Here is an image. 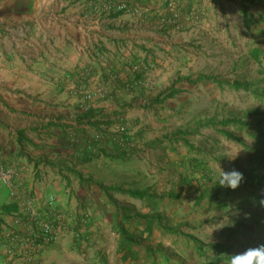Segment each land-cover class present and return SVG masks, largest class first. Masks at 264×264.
I'll list each match as a JSON object with an SVG mask.
<instances>
[{
  "label": "crops",
  "instance_id": "crops-1",
  "mask_svg": "<svg viewBox=\"0 0 264 264\" xmlns=\"http://www.w3.org/2000/svg\"><path fill=\"white\" fill-rule=\"evenodd\" d=\"M161 1L142 0L133 20L92 16L87 2L0 0V159L21 173L38 208L48 197L56 198L67 227L30 264H229L230 256L264 245V127L249 125L245 138L229 139L217 156L179 154L172 144L136 159L128 152L113 158L115 145L107 137L117 125L134 123L127 113L115 117L116 105L123 106L120 97L131 99L124 88L131 79L129 67L137 63L120 47L139 43L131 33L147 27L140 18ZM212 1L192 0L191 8ZM233 1L264 34V0ZM16 30H26L31 39L7 43V32ZM88 47L96 48L95 57L82 55ZM112 50L124 57L99 55ZM101 91L104 99L93 106L95 118L83 119V94ZM100 128L105 141L97 144ZM99 164L124 169L126 179L109 189L147 197L95 189L92 178H98ZM221 169L243 174L236 190L218 184ZM22 211L9 189L0 187V234L15 227L13 216ZM123 229L139 248L121 249ZM0 264L22 263L0 244Z\"/></svg>",
  "mask_w": 264,
  "mask_h": 264
},
{
  "label": "rangeland",
  "instance_id": "rangeland-1",
  "mask_svg": "<svg viewBox=\"0 0 264 264\" xmlns=\"http://www.w3.org/2000/svg\"><path fill=\"white\" fill-rule=\"evenodd\" d=\"M82 2L86 1L68 0L69 5H82ZM210 3L192 10L190 2L182 9L173 10L167 0H162L159 8L146 10L144 14L148 15L140 18L144 21L142 26L147 27L131 33L139 37L135 41L139 43L120 47L125 58L137 63L129 67L131 79L124 88L129 89L131 99L127 100L126 96L124 101L120 97L123 106L116 105L115 117L127 113L134 117V123L117 125L116 120L117 127L107 139L111 142L113 138L125 139L127 145L115 146L126 149L129 157L161 151L162 145L172 144L179 154L198 156L202 151L217 156L224 143L229 145V139L245 138L244 131L249 125L264 127V34L256 32L251 18L250 26L245 25L235 1ZM86 7L94 16L88 0ZM7 35V43L11 44L17 39H31L26 30L8 31ZM113 35L114 38L118 34ZM73 51L79 55L81 49L76 47ZM257 51L259 54L255 56ZM104 54L121 56L113 50L99 55ZM82 55L95 57L96 48L88 47ZM235 82L243 88H231ZM94 93L85 92L82 96L87 111L104 99L91 102L86 99ZM137 127L141 130L138 135L134 132ZM138 167L137 163L133 170ZM95 171L98 178L93 177L92 184L94 188L101 186L103 191L126 179L123 168L109 169L99 164ZM161 178L166 180L165 176ZM145 179L144 176L140 181L144 183Z\"/></svg>",
  "mask_w": 264,
  "mask_h": 264
},
{
  "label": "built area",
  "instance_id": "built-area-1",
  "mask_svg": "<svg viewBox=\"0 0 264 264\" xmlns=\"http://www.w3.org/2000/svg\"><path fill=\"white\" fill-rule=\"evenodd\" d=\"M83 1V0H82ZM87 2V0H84ZM142 0H88L96 16L116 14L138 17L140 9L137 4ZM170 9H182L192 0H167ZM104 96L99 93L89 94L86 99L91 101ZM105 140L103 133H96L94 142L100 144ZM114 145L125 146V139L112 140ZM125 142V144H124ZM0 187L9 189L11 199L22 205L23 211L15 213L12 229H6L0 234V244L11 257L20 260L22 264H30L35 253L43 251L57 238L58 233L66 232L67 227L62 222L58 212L57 200L51 196L39 207L36 198L28 195L21 173L6 166L0 159Z\"/></svg>",
  "mask_w": 264,
  "mask_h": 264
},
{
  "label": "clouds",
  "instance_id": "clouds-1",
  "mask_svg": "<svg viewBox=\"0 0 264 264\" xmlns=\"http://www.w3.org/2000/svg\"><path fill=\"white\" fill-rule=\"evenodd\" d=\"M243 180L244 176L239 171L233 169L232 171L226 172L221 169L218 184L221 187L236 190ZM262 203H264V201H262ZM229 258V264H264V245L248 248L246 251L234 254Z\"/></svg>",
  "mask_w": 264,
  "mask_h": 264
},
{
  "label": "trees",
  "instance_id": "trees-1",
  "mask_svg": "<svg viewBox=\"0 0 264 264\" xmlns=\"http://www.w3.org/2000/svg\"><path fill=\"white\" fill-rule=\"evenodd\" d=\"M227 1H233V0H227ZM242 16H243V18H244V20H245V25H247V26H250V24L248 23V19H249V13H248V11L247 10H245V9H243L242 10ZM249 24V25H248ZM257 54H259V51H257L256 53H255V56H257ZM231 88H233L234 90H240V89H242L243 88V86L242 85H239L238 83H234V84H232L231 86H230ZM158 100V99H157ZM87 113V115H85L84 117H83V119H89V118H91L92 119V117L93 118H95V115H94V112H92V110L90 111H87L86 112ZM226 125H228V124H230V122H226L225 123ZM238 125V124H237ZM240 125H241V123H240ZM242 126H246V124L245 123H243V125ZM96 128H98V127H96ZM100 130H101V128H100ZM101 132V131H100ZM186 145H188V144H186ZM114 159H121L122 157H124L125 156V154H126V152H128V151H126V150H124V151H121V150H119V148L117 147V146H115V148H114ZM126 151V152H125ZM107 191H109V192H114V193H119V194H122V195H128L129 197H131V198H133V199H144L145 197H147V193H144V192H142V193H140V192H129V191H124L123 189H121V188H119V189H114V188H112V189H107V190H105V193L107 192ZM177 232H179V230L177 229L176 231H173V232H170V233H177ZM120 233H121V244H120V246H121V249L123 248V249H125V248H128L129 250L131 249V248H133V247H137V248H139L140 247V242L139 241H136V240H134L133 239V236H128V234L126 235V233H125V230L123 229V230H120ZM154 254L155 253H153V252H148V256L150 257V256H154Z\"/></svg>",
  "mask_w": 264,
  "mask_h": 264
}]
</instances>
